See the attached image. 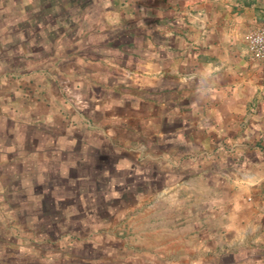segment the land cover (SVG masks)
Returning a JSON list of instances; mask_svg holds the SVG:
<instances>
[{
    "label": "rangeland",
    "instance_id": "obj_1",
    "mask_svg": "<svg viewBox=\"0 0 264 264\" xmlns=\"http://www.w3.org/2000/svg\"><path fill=\"white\" fill-rule=\"evenodd\" d=\"M144 7L0 0V264H165L179 222L208 200L191 166L173 175L181 165L166 154L187 148L175 127L148 122L146 100L128 96L143 85L96 81L116 56L144 75L128 61Z\"/></svg>",
    "mask_w": 264,
    "mask_h": 264
},
{
    "label": "crops",
    "instance_id": "obj_2",
    "mask_svg": "<svg viewBox=\"0 0 264 264\" xmlns=\"http://www.w3.org/2000/svg\"><path fill=\"white\" fill-rule=\"evenodd\" d=\"M112 2L145 5L142 45L128 51L144 75H129L116 56L115 72L96 81L143 85L128 96L146 100L145 120L174 126L187 145L166 154L181 165L173 175L185 179L191 166L197 194L208 197L193 209L197 215L179 222L165 264H264V60L247 43V34L264 25V0ZM115 14L117 22L131 20ZM53 103L57 118L62 109ZM43 130L34 132L42 138ZM96 162L82 161L81 170Z\"/></svg>",
    "mask_w": 264,
    "mask_h": 264
},
{
    "label": "built area",
    "instance_id": "obj_3",
    "mask_svg": "<svg viewBox=\"0 0 264 264\" xmlns=\"http://www.w3.org/2000/svg\"><path fill=\"white\" fill-rule=\"evenodd\" d=\"M247 43L252 55L264 60V25L247 34Z\"/></svg>",
    "mask_w": 264,
    "mask_h": 264
}]
</instances>
